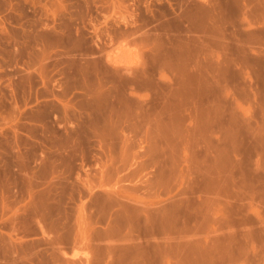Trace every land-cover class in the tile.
I'll return each mask as SVG.
<instances>
[{"label": "rangeland", "instance_id": "rangeland-1", "mask_svg": "<svg viewBox=\"0 0 264 264\" xmlns=\"http://www.w3.org/2000/svg\"><path fill=\"white\" fill-rule=\"evenodd\" d=\"M0 264H264V0H0Z\"/></svg>", "mask_w": 264, "mask_h": 264}]
</instances>
